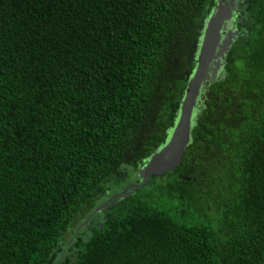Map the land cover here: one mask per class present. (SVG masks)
I'll list each match as a JSON object with an SVG mask.
<instances>
[{
  "label": "trees",
  "instance_id": "trees-1",
  "mask_svg": "<svg viewBox=\"0 0 264 264\" xmlns=\"http://www.w3.org/2000/svg\"><path fill=\"white\" fill-rule=\"evenodd\" d=\"M213 4L0 0V264H264V0L181 163L96 210L166 140Z\"/></svg>",
  "mask_w": 264,
  "mask_h": 264
},
{
  "label": "water",
  "instance_id": "water-1",
  "mask_svg": "<svg viewBox=\"0 0 264 264\" xmlns=\"http://www.w3.org/2000/svg\"><path fill=\"white\" fill-rule=\"evenodd\" d=\"M224 10L223 2L216 0L204 19L192 58L194 68L188 75L174 123L169 127L166 140L138 165L136 176L140 178V183L124 188L117 194L118 198L127 195L129 189L133 193L149 177H157L181 163L184 150L191 140V130L207 106L209 86L227 74L224 68L225 58L239 32L237 29L225 30V20L230 17L224 14ZM104 207L105 204L96 210Z\"/></svg>",
  "mask_w": 264,
  "mask_h": 264
},
{
  "label": "flooded vegetation",
  "instance_id": "flooded-vegetation-1",
  "mask_svg": "<svg viewBox=\"0 0 264 264\" xmlns=\"http://www.w3.org/2000/svg\"><path fill=\"white\" fill-rule=\"evenodd\" d=\"M215 1L216 0H214V3H215ZM221 1L224 4V9H225L224 10V12H225L224 14L225 15H229V17H230L229 19L225 20V22H226L225 30H231V29L232 30L233 29H238L239 30L238 22L242 23V20H243V17H244V13H243L242 9L246 5V0H221ZM141 161L139 162V164L141 163ZM137 169H138V166H137ZM129 185H127V186H129ZM127 186H125L124 188H126ZM124 188H122V190ZM120 192H118V193H120ZM118 193L112 194L110 197L108 196L109 198L107 199L106 202H104L105 203V207H107L109 201L117 202L120 199V198L117 197Z\"/></svg>",
  "mask_w": 264,
  "mask_h": 264
},
{
  "label": "bare ground",
  "instance_id": "bare-ground-1",
  "mask_svg": "<svg viewBox=\"0 0 264 264\" xmlns=\"http://www.w3.org/2000/svg\"><path fill=\"white\" fill-rule=\"evenodd\" d=\"M214 4H215V3H214ZM213 6H214V5H213ZM213 6H212V7H213ZM211 9H212V8H211ZM206 17H207V16H206ZM206 17H205V18H206ZM237 30H238V29H237ZM238 31H239V30H238ZM238 33H239V32H238ZM236 36H237V35H236ZM192 58H193V57H192ZM225 59H226V58H225ZM225 61H226V60H225ZM207 102H208V101H207Z\"/></svg>",
  "mask_w": 264,
  "mask_h": 264
},
{
  "label": "rangeland",
  "instance_id": "rangeland-1",
  "mask_svg": "<svg viewBox=\"0 0 264 264\" xmlns=\"http://www.w3.org/2000/svg\"><path fill=\"white\" fill-rule=\"evenodd\" d=\"M103 204H105V203L103 202V203H102L101 205H99V206H102ZM99 206H98V207H99Z\"/></svg>",
  "mask_w": 264,
  "mask_h": 264
}]
</instances>
